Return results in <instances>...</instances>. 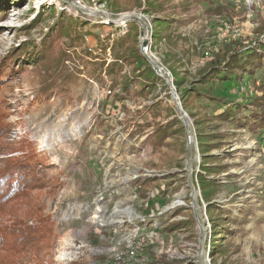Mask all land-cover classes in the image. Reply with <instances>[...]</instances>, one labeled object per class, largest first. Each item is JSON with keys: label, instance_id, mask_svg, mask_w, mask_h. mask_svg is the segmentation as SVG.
Listing matches in <instances>:
<instances>
[{"label": "rangeland", "instance_id": "obj_1", "mask_svg": "<svg viewBox=\"0 0 264 264\" xmlns=\"http://www.w3.org/2000/svg\"><path fill=\"white\" fill-rule=\"evenodd\" d=\"M77 1L0 0V194L18 185L16 218L48 229L22 264H264V128L247 117L264 58L196 84L225 44L244 59L264 42V0ZM139 16L179 99L232 90L249 121L218 119L207 99L184 108L159 80L117 99L129 66L114 42L132 24L139 34ZM13 217L0 210V229Z\"/></svg>", "mask_w": 264, "mask_h": 264}, {"label": "trees", "instance_id": "obj_2", "mask_svg": "<svg viewBox=\"0 0 264 264\" xmlns=\"http://www.w3.org/2000/svg\"><path fill=\"white\" fill-rule=\"evenodd\" d=\"M137 29L136 25H130L129 31L123 36L118 37L114 42V44L117 45L115 49L121 53L116 56V58L120 59V61H124V63L129 66V73L124 72V75L114 82L115 85L113 84V86L119 88V92L116 93L117 99H121V96L126 97L129 94L131 95L134 93L137 95H145L156 89V81L159 80L149 61L141 54L138 50L139 48L137 49L136 47L139 35ZM256 46L257 48H255V45H251L250 53L242 59L240 55L241 49L237 50L232 48L231 45L225 44L222 49L218 50V52H214L212 57L204 64V67L200 71L196 80L198 87L215 80L219 82L229 80L232 75L240 77L238 70H244L247 62L249 67L252 66L255 60H257L258 64H261L260 62L264 58V42L260 41ZM119 67L120 63L113 62L109 65L108 70L109 72L116 73L120 69ZM177 83L178 81L176 79V84ZM56 86V83L46 85V91L42 90L40 93L49 95L51 93L50 91ZM198 87H190L182 91L180 99L181 105L184 108L188 109L194 107L196 100L207 99L209 101L211 100L215 106L218 107L212 113L213 116H216L218 119H235V125L242 126V124L249 121L246 118L250 116L254 120L249 124H257L258 127L264 128V92L262 96L255 97L251 101V104L254 106L253 111L249 112L247 117L239 119L238 114L241 113L242 107H244V105L241 104V97L238 95L240 93H234L232 90L226 89L217 95H206ZM176 120L178 121V119ZM1 131L2 129L0 132ZM159 132L160 129L158 134H160L159 138H162L163 135L161 134L163 133ZM3 133L6 134V132ZM151 137L153 138V136ZM26 158L29 157L24 155L20 158L14 159L19 166H16L14 164L15 162L13 164L6 163L3 172L10 175V172H15L16 170L18 172L22 167H27L25 164ZM17 179L18 177L15 176L14 180L16 181ZM17 186L18 185L13 183L9 191L4 192L2 190L3 195L0 194V210H4L5 207H8V211L14 216L12 223L3 226L0 229L1 234L4 237V242L1 247V251H3L4 254H0V264H22L24 255L27 256V254L30 253H33L32 255H38L36 253H39L43 249V246L41 245L42 243L39 242V239L43 236L44 232L48 233L45 221L38 219L35 220L36 222L34 224L28 225L24 220L22 222L21 218H16L14 213L16 209L12 208L13 202H15L16 199L22 198L21 196L24 195H18L19 188L16 189ZM29 216L32 218L33 214ZM5 253H7L8 256H5Z\"/></svg>", "mask_w": 264, "mask_h": 264}, {"label": "built area", "instance_id": "obj_3", "mask_svg": "<svg viewBox=\"0 0 264 264\" xmlns=\"http://www.w3.org/2000/svg\"><path fill=\"white\" fill-rule=\"evenodd\" d=\"M78 6H76L78 9H81L82 5L80 1L78 0L76 2ZM80 5V6H79ZM142 16L136 17V19L133 20L136 24L139 26V49L142 55L146 57V59L151 64L154 72L158 76L159 81L168 88L170 93L174 96V99L178 100L180 102L179 96L176 92L175 87V78L171 71L161 62L160 59L157 58L156 51H153V44H154V38H153V32L152 27L148 26V24L143 23V27H141V24L139 21L141 20ZM205 56H208V51L204 52Z\"/></svg>", "mask_w": 264, "mask_h": 264}]
</instances>
